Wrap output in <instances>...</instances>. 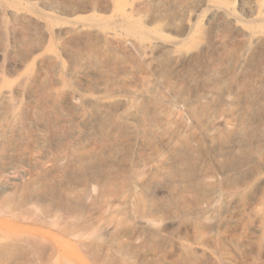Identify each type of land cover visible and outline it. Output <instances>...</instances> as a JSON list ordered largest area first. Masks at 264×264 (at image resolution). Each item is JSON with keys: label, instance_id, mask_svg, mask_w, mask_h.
Masks as SVG:
<instances>
[{"label": "rangeland", "instance_id": "obj_1", "mask_svg": "<svg viewBox=\"0 0 264 264\" xmlns=\"http://www.w3.org/2000/svg\"><path fill=\"white\" fill-rule=\"evenodd\" d=\"M0 7V264H264V0Z\"/></svg>", "mask_w": 264, "mask_h": 264}, {"label": "bare ground", "instance_id": "obj_2", "mask_svg": "<svg viewBox=\"0 0 264 264\" xmlns=\"http://www.w3.org/2000/svg\"><path fill=\"white\" fill-rule=\"evenodd\" d=\"M9 11V10H8ZM3 12H5L4 11V9L3 8H1L0 7V14L1 13H3ZM13 13V12H12ZM14 15V14H13ZM3 16V15H2ZM18 16V14H16L15 13V15H14V17L16 18ZM2 19H4V18H2ZM1 23V22H0ZM14 27V26H13ZM2 29V28H1ZM14 30V29H13ZM14 32V31H13ZM11 33H12V31H11ZM246 83H248V82H246ZM251 83V82H250ZM57 95V94H56ZM33 97H34V95H32ZM257 98L258 99H260L261 101H264V88L262 89V91H261V94L259 95V96H257ZM35 100V99H34ZM47 100H49L48 99V97H47ZM39 101V100H38ZM41 101H42V99H41ZM57 101V97H53L52 98V102H56ZM36 102V101H35ZM53 104H55V103H53ZM49 105V104H48ZM39 108V107H38ZM40 108H41V106H40ZM48 109V108H47ZM61 109V108H60ZM97 110V109H96ZM254 112V111H253ZM31 114V113H30ZM37 115V114H36ZM107 117V115L106 114H104L103 113V117ZM22 122V121H21ZM112 122V121H111ZM22 124H23V122H22ZM65 124H68V119H67V117H64V116H61L60 118H57L54 122H52V121H48L47 123H45V125H44V127L46 128V130L47 131H49V132H52V131H58V130H60ZM113 124V123H112ZM20 126H21V124H20ZM19 127V126H18ZM105 129V128H104ZM17 131V130H16ZM19 131H21V130H19ZM22 133V132H21ZM31 133V132H30ZM253 135V134H252ZM70 138V137H69ZM18 140H19V138H17ZM240 139H242V138H240ZM33 140H34V142L39 146V147H45L46 145H47V142H48V138H47V135L46 134H38L37 136H33V138H30V137H28L27 138V141H26V146L27 147H30V145H32V143H33ZM69 141V140H68ZM241 141V140H240ZM21 143V145H22V142H20ZM23 143H24V141H23ZM227 143V142H226ZM20 145V146H21ZM243 145V144H242ZM233 146V145H232ZM238 146V145H237ZM18 147V146H17ZM12 150V149H11ZM14 150V149H13ZM13 150H12V153H13ZM238 151V150H237ZM240 152V151H239ZM50 154V153H49ZM3 155V154H2ZM10 157V156H9ZM223 157H227L228 158V160H230V156H227L226 154L223 156ZM13 158V157H12ZM12 160V159H11ZM19 160V159H18ZM96 160V159H95ZM235 161V160H234ZM63 162V161H62ZM235 163V162H234ZM95 167V166H94ZM96 169V168H95ZM96 171V170H95ZM68 174V173H67ZM69 175V174H68ZM106 176V175H105ZM72 177V176H71ZM74 177V176H73ZM81 179V178H80ZM75 180V179H74ZM102 181H104V180H102ZM83 183V182H82ZM79 185H81V183L79 184ZM52 202V201H51ZM80 203V202H79ZM63 209V208H62ZM57 210V209H56ZM185 248V247H184ZM183 248V249H184ZM188 249V248H187ZM185 250V249H184ZM177 251H178V249H177ZM189 255H192V253H189ZM191 259V258H190Z\"/></svg>", "mask_w": 264, "mask_h": 264}]
</instances>
